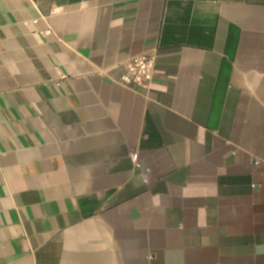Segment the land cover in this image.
<instances>
[{
	"label": "crops",
	"instance_id": "crops-1",
	"mask_svg": "<svg viewBox=\"0 0 264 264\" xmlns=\"http://www.w3.org/2000/svg\"><path fill=\"white\" fill-rule=\"evenodd\" d=\"M0 264H264V0H0Z\"/></svg>",
	"mask_w": 264,
	"mask_h": 264
},
{
	"label": "built area",
	"instance_id": "built-area-1",
	"mask_svg": "<svg viewBox=\"0 0 264 264\" xmlns=\"http://www.w3.org/2000/svg\"><path fill=\"white\" fill-rule=\"evenodd\" d=\"M155 59L145 53L130 59L127 69L120 75L119 83L126 87H138L147 90L151 87L155 72Z\"/></svg>",
	"mask_w": 264,
	"mask_h": 264
}]
</instances>
